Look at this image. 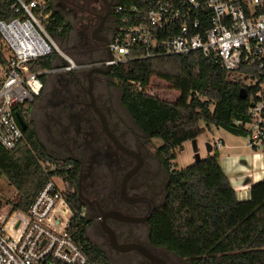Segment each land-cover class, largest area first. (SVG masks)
Returning <instances> with one entry per match:
<instances>
[{
  "label": "trees",
  "instance_id": "16d2710c",
  "mask_svg": "<svg viewBox=\"0 0 264 264\" xmlns=\"http://www.w3.org/2000/svg\"><path fill=\"white\" fill-rule=\"evenodd\" d=\"M150 1L116 0L115 6L145 10ZM14 4L15 0H0V20L11 21L20 16L12 8ZM73 10L72 7L58 8L52 2L39 14H49L45 24L52 40L68 39L75 26ZM114 19L118 31L135 25L140 17L122 13ZM90 42L80 35L75 47H90ZM6 53L0 36L1 65L7 64ZM92 53L98 54L99 50L89 54ZM139 55L141 52L132 51L133 60L112 68L105 77L115 81L121 91V105L137 129L147 139L161 142L155 157L167 180L163 204L148 223L149 246L189 264H264V180L251 186L249 201L240 202L217 153L198 159L184 170H172L176 153L183 149V144L194 142L207 130L216 128L247 138L249 133L237 123L249 121L250 98L258 88L229 80L232 73L198 52L134 59ZM54 57L53 52L30 62L29 70L32 73L52 70ZM39 77L44 83L46 74ZM152 78L164 81L170 91L178 94L177 99L168 102L150 94L147 89ZM241 88L247 91L246 100L239 99ZM30 106L16 110L26 124L24 140L12 151L0 147V174L16 192L10 203L15 209L26 211L50 177H63L74 214L70 235L87 255L88 264H110L107 254L87 238L91 220L85 215L80 217L84 205L77 195L79 163L70 157L61 160L51 156L40 143L32 122L27 121ZM256 148L264 159V141L253 149Z\"/></svg>",
  "mask_w": 264,
  "mask_h": 264
},
{
  "label": "built area",
  "instance_id": "2783aa9c",
  "mask_svg": "<svg viewBox=\"0 0 264 264\" xmlns=\"http://www.w3.org/2000/svg\"><path fill=\"white\" fill-rule=\"evenodd\" d=\"M52 2L15 0L12 8L20 16L0 20L8 54L7 64H0V147L7 151L24 140L16 110L43 92L39 76L48 71L32 73L29 63L56 50L46 31L49 14L39 15ZM122 13L140 19L119 28L108 45L111 60L94 65L115 68L133 60L132 51L141 52L134 58L140 60L198 52L242 75L246 87L258 88L250 98L249 121L237 125L249 133L248 148L264 141V0H151L145 10L115 6L114 14ZM61 57L67 63L61 71L80 68ZM220 146L218 141L216 148ZM67 187L63 177H50L26 211L0 200V264H88L69 232L74 214Z\"/></svg>",
  "mask_w": 264,
  "mask_h": 264
},
{
  "label": "rangeland",
  "instance_id": "374dc122",
  "mask_svg": "<svg viewBox=\"0 0 264 264\" xmlns=\"http://www.w3.org/2000/svg\"><path fill=\"white\" fill-rule=\"evenodd\" d=\"M89 1H92V3ZM102 1L103 0H97L96 2H94V0H88V2L87 0L74 1L76 6L84 10L71 6L74 9V29L68 34V39L55 38L52 40L56 46V50H54L55 57L53 60V69L45 73L46 77L43 83V92L38 100L31 103L27 121L29 123L32 122L40 143L48 149L51 156L61 160L71 157L67 153H61V149H59L60 146L66 142L68 145L71 144L69 140L70 134L67 136L65 132L66 128L69 127L68 130L77 129V133L72 131L73 133L71 132V134L72 137L77 138L81 144H83L86 139V144L88 145L86 147L88 151L87 155L91 157L88 159L93 162L91 169L95 174L92 178L98 180L100 187L107 188L119 194L120 181L123 175L135 165V161L117 151L110 140L103 134L99 119L91 109L86 108L85 115L94 123V131L88 130L83 121L81 122V120L75 119L74 114L78 113L77 110H75L78 107L76 102L74 103L72 99L62 98L64 96L63 92L65 93L64 85H67V83L77 85L76 82L78 81L82 88L78 90V87L76 88V86H73L76 92L78 91L77 97H74V99L78 101L82 100L85 103L88 102V96L86 92L83 91V89L85 90L87 88L86 74L88 68L91 65L104 61L106 54L101 46L92 44L91 42L88 43L90 47H81L79 49L75 47V44L79 42L80 35H83L84 39L89 41L92 32L97 29L100 19L89 18L85 9L99 12L100 16H104L105 10L101 8ZM109 1L110 0H106V2ZM54 4L58 8L66 6L63 4L62 0H55ZM85 25L89 26L83 30V26ZM114 32H116V28L113 26L111 19H108L104 23L103 30L99 35L105 36L107 39H112ZM93 50H99V53L94 54L96 53L94 52L92 53L93 55L89 54L90 51ZM7 55L6 53V56ZM61 56H66L80 68L73 72L61 71L60 69L67 64ZM93 79H95V81L101 80L104 82V91L103 88L99 87L97 84L99 88L93 90V95L100 103L103 102L106 116L109 119V125L116 132L117 136H119L121 142L131 149L139 148V144L144 145L141 151V156L144 159V169L139 173V177L141 178L149 175L150 180L155 183L160 191H163L165 189L167 174L161 169L155 157L156 150L161 146L160 140H149L137 129L128 113L121 105V91L116 86L115 81L107 77H101L98 74H95ZM229 80L233 82L241 81L245 85L247 84L243 76L237 73L230 75ZM147 90L150 94H154V96H157L159 99L168 102H174L178 97L177 93L170 91L168 85L164 81L157 78L151 79L150 86ZM69 105L72 106L71 110ZM210 109H212V107H210ZM69 117H73V119L71 118V120H69ZM220 139L224 140L225 144L224 146L216 148V142ZM248 142L249 137H236L221 129L212 128L210 132H204L200 138H198L196 147L193 146L194 142L191 141L183 144V149L176 153L172 170L174 172L181 171L193 165L198 159H206L207 143L213 148V151L209 155L219 153L221 157L224 153H230L237 154L242 158L245 156V153L246 155L251 154L247 146ZM229 146L235 149H229ZM79 159L78 157V160ZM57 184L62 187L60 182H57ZM15 195V190L8 184L5 177L0 174V200L10 202L14 199ZM163 199L164 192L161 198L158 199L160 206L163 204ZM86 233L90 243L107 254L110 264H147V261L136 254L137 252L135 254L122 255L112 250L107 244L102 246L101 244L105 242V239L99 232L96 223L89 226ZM140 241L142 245H148V232H145L140 237ZM153 254L167 262V264H189L187 261L181 260L161 249L154 250Z\"/></svg>",
  "mask_w": 264,
  "mask_h": 264
},
{
  "label": "flooded vegetation",
  "instance_id": "af4514ba",
  "mask_svg": "<svg viewBox=\"0 0 264 264\" xmlns=\"http://www.w3.org/2000/svg\"><path fill=\"white\" fill-rule=\"evenodd\" d=\"M75 0H62L63 4L66 5L64 7H78L74 3ZM97 0H94L96 2ZM88 2V0H87ZM92 3V1H89ZM103 2V1H102ZM55 3V0L53 1ZM108 5H110V15L103 21L100 32L98 34H94V31L91 34V37L89 39L92 41L93 44L99 45L102 47V50L105 51L106 49V44L102 40H106L108 42V45L111 41V39H107L105 36L99 35L102 30L104 23L108 20L111 19L113 26L116 28V23H115V14H114V8H115V1L110 0L109 2H103L101 4L102 10H105V14L108 11ZM79 9L84 10L83 8L78 7ZM88 13L89 18H99L100 22L98 24V27L100 26L102 22V18L105 16H100L99 12H94V11H89L85 9ZM66 19L69 20L70 17L66 16ZM89 25L85 26V29ZM84 29V30H85ZM115 34V32H114ZM113 34V37H114ZM112 37V38H113ZM108 47V46H107ZM106 54V51H105ZM106 59V56H105ZM101 77H105L107 75L105 74H98ZM87 77V74H86ZM94 75L92 76V82H93V90L102 87L103 91L105 89L104 82L103 81H95L93 79ZM77 85L74 84H69L64 85V90L65 93L63 92L64 96L62 98H67V99H72L74 103L76 102L77 108V114H74L76 120H81L83 123L87 126L88 130L94 131V123L88 116L85 115L86 108L91 109L89 105V99L88 102H83L82 100H75L74 97H77V92L76 89L73 86H76V88L79 90L81 89V85L79 82H76ZM97 84L99 87H97ZM86 92V89L84 90ZM61 98V99H62ZM96 106L100 109V111L103 113L104 116H106L105 113V106L103 105V102L100 103L97 99H95ZM70 110H71V105H69ZM68 108V107H67ZM92 110V109H91ZM94 113V112H93ZM73 119V117H71ZM69 117L68 119L71 120ZM106 120L109 126L110 131L119 139V136H117L116 132L111 128L109 125V119L106 116ZM117 127V126H116ZM69 128V127H68ZM66 128L65 132L66 135L69 136L70 134V142L71 144L68 145L67 142L62 144L59 149L61 153H67L70 158L76 160L79 163V170H78V187H77V195L79 200L83 203L84 208L82 211H84V215L88 217L91 220V223L89 226L93 225L94 223L97 224L98 230L101 233V235L104 237L105 242H103L101 245L109 246L112 250H114L109 242V238L107 234L103 231L101 227L102 219L101 215L104 212L107 211H118L126 216L129 217H135V218H140L144 219L145 221L142 223H123L116 221L114 219H106L105 224L112 230L114 233L116 240L120 244L124 243H137L141 244L140 237L145 233L148 232V223L153 216V214L157 211V209L160 207V204L158 202V199L161 198L163 191H160L159 188L155 185L154 182L150 180V176L147 175L145 177H139V173L144 169V159L143 160V165L139 172L134 175L126 185V196L130 198H138V197H143L146 199V202L143 203H135V204H129L124 202L121 199L120 193L116 194L114 191H111L107 188H102L98 184V180L95 178H92L93 175H95L91 169L92 161H90L88 158H91L87 155V150L86 147L88 146L86 144V139L84 140V143L81 144L79 143L77 138H73L71 132L75 131L76 133L78 132L77 129L74 130H68ZM73 129V128H72ZM73 133V132H72ZM121 141V139H120ZM121 143V142H120ZM122 144L127 147L123 142ZM129 148V147H127ZM144 148V145L139 144V148L132 149L135 152L139 153L141 155V151ZM131 149V148H129ZM77 155V156H74ZM78 157L80 158L78 160ZM131 169V168H130ZM120 187V185H119ZM120 189V188H119ZM150 208H152V212L150 213L149 217L146 219L148 213L150 212ZM146 249H148L151 253H153L154 250L148 245H142ZM100 249V248H99ZM115 251V250H114ZM117 252V251H116ZM136 252H129V253H121L123 254H135ZM140 255L139 253H136ZM141 256V255H140ZM142 257V256H141ZM143 258V257H142ZM143 260L147 261L146 259L143 258ZM141 264V263H140ZM147 264H151L149 261H147Z\"/></svg>",
  "mask_w": 264,
  "mask_h": 264
},
{
  "label": "water",
  "instance_id": "95a60500",
  "mask_svg": "<svg viewBox=\"0 0 264 264\" xmlns=\"http://www.w3.org/2000/svg\"><path fill=\"white\" fill-rule=\"evenodd\" d=\"M103 2H106V0H103ZM109 15H110V5H108V11L105 14V16L102 18V22H101L99 28H97L94 31V34H98L100 32L103 21ZM102 41L106 44V49H105L106 58L108 60H111V55H110V53L108 51V47H107L108 42L106 40H102ZM111 70H112V68L110 66H107L105 68H102V67L97 66V65L89 66L88 72H87V88H86V94H87L88 99H89V105L88 106H90V108L92 109L94 114H96V116L98 117L103 134L110 140V142L117 149V151L120 152L121 154L129 157V158H132L135 161V165L123 175V177L120 181L119 193H120L121 199L124 202L129 203V204L143 203V202H146V199L143 197L130 198V197L126 196L127 182L134 175H136L139 172V170L141 169V167L143 165L142 157L139 153H137V152L133 151L132 149H129V148L125 147L124 145H122L120 143V141L116 138V136L110 131L105 116L100 111V109L96 106L95 98L93 95L92 76L95 74L107 75L111 72ZM239 99H241V100L247 99V91L245 88L240 89ZM16 119H17V122H18L21 130L23 132L26 131V124L21 119V117L18 115V113H16ZM206 150L208 153L211 152V147L209 144L206 146ZM151 212H152V208H150V212L148 213L146 219L149 217ZM101 219H102L101 227H102L103 231L107 234V236L109 238L110 245L115 251H117L119 253H129V252L134 251V252L139 253L144 259L149 261L151 264H167V262H165L161 258L157 257L156 255L151 253L148 249H146L144 246H142L140 244H137V243L120 244V243H118L114 233L112 232V230L105 224L106 219H114L116 221L123 222V223H142L145 221L144 219L129 217V216H126V215H124L118 211L104 212L101 215Z\"/></svg>",
  "mask_w": 264,
  "mask_h": 264
},
{
  "label": "crops",
  "instance_id": "0c3cea01",
  "mask_svg": "<svg viewBox=\"0 0 264 264\" xmlns=\"http://www.w3.org/2000/svg\"><path fill=\"white\" fill-rule=\"evenodd\" d=\"M210 131L211 129L205 132H210ZM200 136L198 138H200ZM198 138L194 141L193 144L194 147L197 146ZM219 141L221 142V146H224L225 144L224 140L220 139ZM207 145L208 143L206 144V146ZM228 148L235 149L232 146H229ZM212 151L213 148L211 147V152ZM250 151H251L250 155L249 154L246 155L245 153V156L242 158H240L239 155L237 154H230V153H224L220 157V154L217 153L219 155V163L224 173L228 176L231 187L236 193L237 200L240 202L249 201L251 186L258 184L264 180L263 155L262 153H260L258 148L256 149L252 148L250 149ZM210 153L207 152V157L212 156L209 155Z\"/></svg>",
  "mask_w": 264,
  "mask_h": 264
}]
</instances>
